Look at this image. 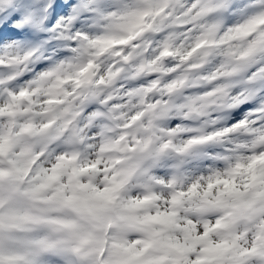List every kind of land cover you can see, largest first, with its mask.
<instances>
[{
  "label": "clouds",
  "instance_id": "obj_1",
  "mask_svg": "<svg viewBox=\"0 0 264 264\" xmlns=\"http://www.w3.org/2000/svg\"><path fill=\"white\" fill-rule=\"evenodd\" d=\"M0 11V264H264V0Z\"/></svg>",
  "mask_w": 264,
  "mask_h": 264
},
{
  "label": "snow or ice",
  "instance_id": "obj_2",
  "mask_svg": "<svg viewBox=\"0 0 264 264\" xmlns=\"http://www.w3.org/2000/svg\"><path fill=\"white\" fill-rule=\"evenodd\" d=\"M3 3H12V0H0V4H3ZM63 9H64V6L59 4V3H57L54 6L53 11L57 12V13H60V12L63 11ZM18 18H19L18 14H14L12 16V19H18ZM5 19H7V16L3 13V11H0V21L5 20ZM9 22H11V21H9ZM5 37H7V33L5 34Z\"/></svg>",
  "mask_w": 264,
  "mask_h": 264
}]
</instances>
